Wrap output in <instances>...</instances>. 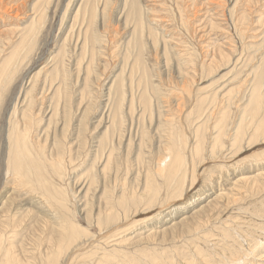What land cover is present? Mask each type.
Segmentation results:
<instances>
[{"label":"bare ground","instance_id":"bare-ground-1","mask_svg":"<svg viewBox=\"0 0 264 264\" xmlns=\"http://www.w3.org/2000/svg\"><path fill=\"white\" fill-rule=\"evenodd\" d=\"M26 1L0 0V104L5 110L14 103L7 120L0 117V264H173L160 243L179 233L199 235L206 213L232 204L219 182L251 163H213L203 172L217 181L196 189L198 167L216 161L227 150L226 139L231 153L242 141L252 147L264 139L263 48L247 62L243 55L233 58L237 49L215 46L200 63L164 37L165 66L157 72L144 63L146 37L157 53L163 35L152 25L150 10L148 27L140 0H124L123 19L114 17L115 0H82L78 6L70 0L62 16L71 13L65 36L33 71L51 0ZM176 5L179 10L177 0ZM179 12L185 23L182 7ZM108 57L118 61L112 77ZM228 73L234 74L230 81L224 78ZM102 83L104 91L96 90ZM233 106L240 109L234 122ZM99 108L101 118L90 122ZM237 179L229 182L234 189L250 183L247 176ZM223 197L226 203L220 204ZM141 229L146 230L133 236ZM203 245H195L191 256L182 251L185 264L216 256L206 255ZM235 252L225 246L217 256L222 264H234L240 261Z\"/></svg>","mask_w":264,"mask_h":264},{"label":"rangeland","instance_id":"rangeland-1","mask_svg":"<svg viewBox=\"0 0 264 264\" xmlns=\"http://www.w3.org/2000/svg\"><path fill=\"white\" fill-rule=\"evenodd\" d=\"M69 1L70 0H51V3H50L51 5L49 4L50 7L48 6L49 7L48 19H47L48 24L43 29V31L39 35V39H38L39 40L38 45L42 46V50L38 53L39 55H37V57L34 59L36 62L34 61V63L32 64V66L30 68L33 71H38L39 70L38 68L41 66L42 58L46 57L49 54V51L52 52L56 49L55 48L56 47L55 41L57 42V40L59 39V36L60 35L65 36L64 30L66 29L65 27H67V25H68V19H69V15H71V13H68V15L64 18V20H62V16L66 10L65 7L67 6ZM81 1L82 0H74V1H72V4H76L78 6V4L81 3ZM115 1L113 2L114 9H115V12L113 13L114 17H116V16L118 17L119 15L121 17V15L123 13L125 14V12H126V10H124L125 7L123 6L124 0H117L116 2ZM234 1L236 2L237 0H177L178 4L180 5L179 10H181V7L183 8V12H181V13L184 14V19L186 22H188L187 24L189 27H187V24L185 25L186 22L185 23H184V21L182 22V18L180 17V12L178 10V5H176V0H165V1L164 0H140L141 6H144V12H146L144 17H145V20L148 22V27L150 26V23H149L150 21L147 20L146 14L150 10V12H152L151 13V15H152L151 18L153 20L152 25L156 28L160 37H161V35H163L162 36L163 38L161 37L162 40L160 39L159 46H158L159 48H158L157 53H155V51L152 50V48H151L152 42L149 39V37L148 36L146 37V43H147L148 48L145 49L146 54H145L144 63L146 62L147 66H149L151 69H153L157 72L163 71L165 65H164V61H163V57H162L163 53L161 50L164 47V46H162L163 45L162 42L164 40V37H165V39L168 38L167 40L174 41L173 43L170 44L171 47H173L174 49L177 50V48H178V50H181V49L184 51L186 50L188 56H189V53H192V55L198 57L197 58L198 62H200V61L202 62L203 58H205L204 55L206 54L205 53L206 49H211L213 51V50H215L214 49L215 46H221V47L225 48V50L228 52H229V50L235 51V49H237V51L232 52L233 58H234V56H237V55H240V56L243 55V56H241L242 60L247 58V62L250 61V57L252 55L256 58H259L260 55L262 54L260 52H262L264 50V47L261 46L264 44V40H263L264 39V36H263L264 35L263 34L264 33V0H238L236 3ZM33 2H34L33 0H28V1H26V4L29 5ZM182 5H184V7ZM145 7H148V8H145ZM149 7H151V8H149ZM153 8H155L154 10H156V11H154ZM162 8H163V10H162ZM118 10H119V12H118ZM184 10L187 11V13ZM153 12H154V16H153ZM192 14H196L195 16H197V17L193 16ZM157 16H158V18H157ZM123 17H124V15H122L121 18L123 19ZM191 18L194 20H196V19L197 20L191 21L192 20ZM198 19H201V20L199 21ZM211 22H213V23L211 24ZM116 24H117V22H116ZM121 27H124V25L123 26L121 25ZM148 27L146 26L145 29L147 30ZM158 28L160 31L158 30ZM161 28H163L165 30H163ZM122 30L125 31L124 28ZM126 30L128 31V29H126ZM167 32H168V34H167ZM165 34H167V36ZM170 36H171V38H170ZM178 38H179V40H178ZM244 40L246 42H244ZM176 41H177V43H175ZM121 44H123V42ZM256 46H259V49L256 48ZM115 48L118 50L117 47H115ZM261 48H263V49H261ZM242 49L244 50V52ZM255 49H257V50H255ZM155 54L157 55V57L155 56ZM108 58H110V57H108ZM256 58L253 61L254 64L258 63ZM116 60L117 59L113 60L112 58L107 60L108 63L110 62L109 63L110 66H108L107 72H108V74L113 72L111 74V77L113 76L115 71H117V70L119 71V69H117V68H119L117 66L118 61L116 62ZM200 63H198V64H200ZM171 65H172V74H173V72L175 71V69H174L175 68V62L172 61ZM249 67H250V63H249ZM220 71H221V73H225L222 69ZM231 73H233V72H231ZM231 73H228L227 77L225 76L224 78H226V80L229 79L228 81H230L232 79V77H234V74H231ZM229 74H231V75H229ZM244 74L245 73H241V76H243V78L245 77ZM230 76H231V78H230ZM248 77H250V76H248ZM102 79H104V77ZM224 80L225 79H222L220 82H223ZM232 81H234V80H232ZM100 87H99V85H96V90L101 91L105 86L102 83V85ZM99 88H100V90H99ZM216 90H218V89H216ZM103 91H104V89H103ZM176 91H178V89ZM213 91H215V90H213ZM243 95L244 94H242L240 96V98H242ZM188 101L186 102L187 106H189V104H191V102L190 101L188 102ZM13 104L11 103L10 105H8V108L9 107L10 108L5 109V110L1 108V104H0V117L3 116V119L7 120V118L9 117V113H10L9 111H11ZM240 105H241V103H238V106H240ZM231 108H232L231 114L234 116L231 115L230 117L234 122L236 120V116L238 115L240 109L235 108L234 106ZM102 114H103V112H100V108H99L98 114L96 115L97 118L96 117L94 118V116H92L90 119V122H95L97 119H100ZM231 119H230V121H231ZM151 130H153V128ZM153 133H154V131L152 132V134ZM227 140L228 139H226V144H225V148H227V150L222 151L221 153H217L218 154V157L216 158L217 162L215 160H207L206 163H203L204 165L202 164V166H201L202 168L200 167V169H199V167H198V171H197L198 181H197V183H195L196 189L201 187L203 185L202 184L203 182L205 184H209L210 181H212V179H214L215 182L217 181L216 180L218 178L217 176L214 175V177H213V176H211V174L209 172H207V173L203 172L204 168L207 169L208 166L211 164L213 166V163L216 165H220L226 161H227V163H229V161H231V162H235V161L239 162L240 161V163H238L236 165L237 168L239 166L242 167L244 165H249L251 163L250 166L252 169L248 168L243 173L237 172L235 174V178H234V176H232L233 179H231L230 181H226L224 179V181L221 180L219 182V184H220L219 189H222L221 190L222 194L225 191L224 192V193H226L225 195H227V192H229V196L231 197V198L230 197L229 198L232 200V201L230 200L232 204H230V205L227 204V209H225L223 212H221L223 209V205L222 206L219 205L218 208L213 210L214 212L212 211L213 213L210 211H209L210 213H206V214H209V216L206 217V219L203 218L204 224L201 223L200 225H198L199 235L196 232H194L195 230L192 231L191 233H185V234L179 233L175 239H171L172 236L170 235V237H168L169 238L168 240H166L164 243H160V246L163 245V246L167 247L166 251L169 252L171 259L175 260V262L173 261V264H185V262H186L185 258L181 255L182 251H184L186 254H188V256H191L196 249V248H194L195 245H200V244H204L203 246H206L205 250L202 248V251L206 255L216 253V256H212L210 258L206 257V256L203 257L204 259L207 258L205 260L206 262L200 258L201 260H197V262L198 261L200 262L199 264H209V263L210 264H222L221 263L222 259H221V257L217 256V253L219 254L220 251H223V247L225 249V246L226 247L232 246L235 248L236 255L234 254L235 256H233V258H236V256H237V258H239L240 261L237 263H234V264H264V178H262L264 176L261 175L257 180H254L251 183L254 176H256L259 172L262 173L264 171V156L261 155V154H264V139H263V137L260 136L256 140L258 143L255 141L256 144L254 143L252 145V147L248 146L247 140H245L244 143L242 141L241 142V148L237 153H235L234 151H233V153L230 152L229 148H230L231 141H229V140L227 141ZM257 153L260 155L258 156ZM255 155H257V156H255ZM256 157H258V158H256ZM233 159L235 161H233ZM237 159H240V160L238 161ZM213 161H215L216 163ZM231 162H230V164H231ZM254 163H256V164H254ZM239 164H241V165H239ZM253 164H254V166H253ZM233 168H235V166L231 167V165H230L229 170L232 171ZM230 171L228 173H230ZM239 176L240 177L241 176H247V178H249L250 180L246 179L247 180L246 183L247 182H250V183L244 187L239 188V186H238L237 189H234V188H232L233 186L231 184H233V183H231V182L238 180L237 178H240ZM228 188H229V190H228ZM216 189H218V188H216ZM217 193L218 192H216V194H214L213 196H216ZM240 196L243 199L242 200L239 199L238 202L233 203L235 198H239ZM222 200L223 201H220V202H222L220 204H225L226 199L224 198ZM205 204L206 203H204L203 205H205ZM217 210L220 212H217ZM165 213H166V211H165ZM187 214H190V213H187ZM163 216L164 215H162L161 218H163ZM167 217H169V216H167ZM180 218H182V217L180 216L176 221H179ZM153 222H157V218L153 219L152 223ZM192 223H193V219H191V221L189 220L185 224V227H191ZM225 228H227V229H225ZM194 229H195V227H194ZM142 230L144 232V230H146V229H141V230L136 231L133 236H135V234L138 232H142ZM229 230L231 231V235L230 236L224 235L226 233H230ZM150 231H152V230H150ZM220 231H223V232H220ZM222 233H223V235H222ZM234 233H235V236H234ZM147 234H149V233H146V235ZM205 234H207L208 236L211 235L210 238L205 239V237H203ZM224 236H227L228 238L224 237ZM232 237H233V239H230ZM228 240H229V242H228ZM176 241H178V242H176ZM195 241L198 242L199 244L196 243ZM202 241H208L209 243L205 244ZM222 241H224V243ZM193 242H195V244ZM226 242H227V245H225ZM234 245H236V246H234ZM238 246H241V247L239 248ZM213 247H215V248H213ZM131 249H133V248H131ZM216 249L217 250L219 249V251H217ZM236 249H238V250H236ZM174 253H175V255L173 256ZM240 254H242V255H240ZM240 256H242V257H240ZM194 257L192 259H196V257L195 258ZM192 259L189 258L190 261ZM227 264H229V263H227Z\"/></svg>","mask_w":264,"mask_h":264}]
</instances>
